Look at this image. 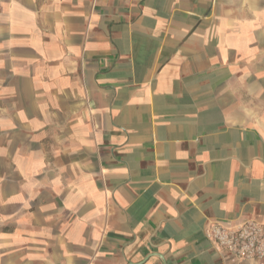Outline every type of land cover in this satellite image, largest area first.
<instances>
[{
	"label": "crops",
	"instance_id": "0c3cea01",
	"mask_svg": "<svg viewBox=\"0 0 264 264\" xmlns=\"http://www.w3.org/2000/svg\"><path fill=\"white\" fill-rule=\"evenodd\" d=\"M247 220L264 0H0V264H264Z\"/></svg>",
	"mask_w": 264,
	"mask_h": 264
},
{
	"label": "built area",
	"instance_id": "2783aa9c",
	"mask_svg": "<svg viewBox=\"0 0 264 264\" xmlns=\"http://www.w3.org/2000/svg\"><path fill=\"white\" fill-rule=\"evenodd\" d=\"M208 237L240 262L264 261V223L253 220L235 226L214 223Z\"/></svg>",
	"mask_w": 264,
	"mask_h": 264
}]
</instances>
